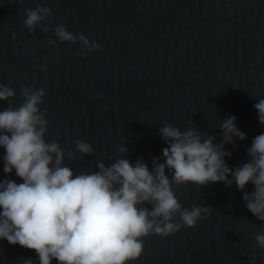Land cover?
<instances>
[{"label": "water", "instance_id": "1", "mask_svg": "<svg viewBox=\"0 0 264 264\" xmlns=\"http://www.w3.org/2000/svg\"><path fill=\"white\" fill-rule=\"evenodd\" d=\"M38 4L52 10L51 27L83 33L102 50L79 57V43L46 46L51 32L29 33L23 24L24 9ZM0 84L15 90L10 103L17 107L22 85L45 90L46 141L73 152L77 139L92 145L91 156L65 157L75 174L98 171L100 160L108 166L123 146L124 158L133 165L142 158L151 170L153 158L164 162L165 124L195 127L216 144L223 139L220 124L231 116L246 134L234 138L235 146L225 144L232 153L225 162L235 169L249 161L246 149L264 133L254 108L264 99V0H0ZM8 103L0 101V110ZM4 155L0 147V181L22 183L14 171L3 172ZM173 189L182 207L210 206L212 215L195 228L143 238V255L132 264H264L255 241L264 221L247 210L234 182ZM25 259L39 264L35 251L0 240V264Z\"/></svg>", "mask_w": 264, "mask_h": 264}, {"label": "clouds", "instance_id": "2", "mask_svg": "<svg viewBox=\"0 0 264 264\" xmlns=\"http://www.w3.org/2000/svg\"><path fill=\"white\" fill-rule=\"evenodd\" d=\"M52 18V10L38 4L35 9H24L23 24L29 33L35 34L37 29L51 32L44 41L46 46L79 43V57L102 50L101 44L83 33L74 35L63 24L51 27ZM11 37L15 40L17 34L13 32ZM35 67L47 71L46 64ZM20 95L23 102L14 106L10 101L16 97L15 90L0 84V101L9 102L0 110L3 172L11 175L14 171L23 181H0V240L35 251L39 264H52L53 260L58 264H132L143 255V238L168 237L182 227L195 228L198 221L212 215L210 206L182 207L173 185L203 187L223 182L231 187L234 182L247 210L264 221V133L255 136L246 149L249 161L229 168L225 157L231 158L232 153L225 150V144L235 146L234 138L246 139L235 116L220 124L223 139L216 144L215 136L202 135L195 127L181 131L165 124L159 130L168 145L162 150L164 162L153 158L151 170L142 158L134 165L124 158L128 149L123 146L108 166L100 160L95 162L98 171L85 169L75 174L64 164L65 157L91 156L92 145L77 139L73 152L62 149L55 139L46 141L49 122L40 108L45 90L22 85ZM254 108L264 126V99ZM249 183L254 186L252 192L245 190ZM255 241L264 250V234H257ZM23 264L33 261L25 259Z\"/></svg>", "mask_w": 264, "mask_h": 264}]
</instances>
